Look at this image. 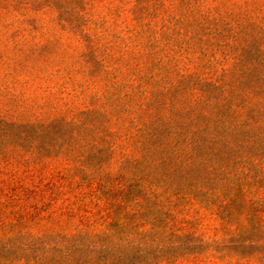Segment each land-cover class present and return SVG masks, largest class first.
Returning <instances> with one entry per match:
<instances>
[{
  "label": "trees",
  "instance_id": "trees-1",
  "mask_svg": "<svg viewBox=\"0 0 264 264\" xmlns=\"http://www.w3.org/2000/svg\"><path fill=\"white\" fill-rule=\"evenodd\" d=\"M0 264H264V0H0Z\"/></svg>",
  "mask_w": 264,
  "mask_h": 264
}]
</instances>
